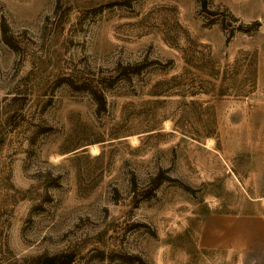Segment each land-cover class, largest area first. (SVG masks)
I'll return each instance as SVG.
<instances>
[{
    "label": "rangeland",
    "instance_id": "374dc122",
    "mask_svg": "<svg viewBox=\"0 0 264 264\" xmlns=\"http://www.w3.org/2000/svg\"><path fill=\"white\" fill-rule=\"evenodd\" d=\"M0 264H264V0H0Z\"/></svg>",
    "mask_w": 264,
    "mask_h": 264
},
{
    "label": "trees",
    "instance_id": "16d2710c",
    "mask_svg": "<svg viewBox=\"0 0 264 264\" xmlns=\"http://www.w3.org/2000/svg\"><path fill=\"white\" fill-rule=\"evenodd\" d=\"M135 67H132V69H137ZM90 91V93L92 94V96L94 97V99H96V101H99V107H104L105 106V97H104V92L103 89L101 87H99L97 84H92V86L87 87ZM101 88V91H100ZM98 107V108H99ZM152 189V187H151Z\"/></svg>",
    "mask_w": 264,
    "mask_h": 264
}]
</instances>
